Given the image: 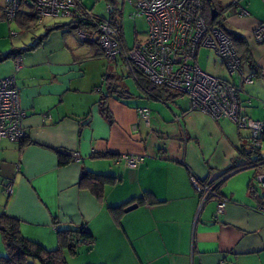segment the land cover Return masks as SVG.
Here are the masks:
<instances>
[{"label": "crops", "instance_id": "1", "mask_svg": "<svg viewBox=\"0 0 264 264\" xmlns=\"http://www.w3.org/2000/svg\"><path fill=\"white\" fill-rule=\"evenodd\" d=\"M114 1L107 4L111 13ZM126 1L134 9L135 0ZM230 4L223 19L233 32L223 30L245 40V47L234 50L242 76H253L239 103L244 116L264 123V45L250 36L264 23V0H239L244 17ZM22 10L31 13L26 5ZM4 12L0 0V17ZM119 38L125 49L120 30ZM7 62L0 80L14 78L26 117L21 143L0 140V213L19 221L24 238L53 249L57 229L84 228L94 237L92 251L83 255L87 264H264V214L257 210L262 194L254 182L264 156L261 145L251 147L247 131L189 110L182 96L157 101L136 84L137 92H130L122 82L131 77L127 64L121 76L116 65L107 64L105 72L100 48L81 42L76 31L54 30L40 46ZM213 64L212 73L202 71L231 85L242 79ZM110 75L129 96L109 97L106 119L98 103ZM141 109L149 111L148 125L138 115ZM74 153L78 163L71 159ZM123 156L141 162L130 168ZM87 173L112 180L96 194L89 178L81 181ZM192 179L200 185L222 180L217 193L227 203L218 218L215 201L202 205ZM7 183L9 197L3 191ZM145 193L158 204L133 202ZM133 204L138 207L123 210L119 221L109 211Z\"/></svg>", "mask_w": 264, "mask_h": 264}, {"label": "built area", "instance_id": "2", "mask_svg": "<svg viewBox=\"0 0 264 264\" xmlns=\"http://www.w3.org/2000/svg\"><path fill=\"white\" fill-rule=\"evenodd\" d=\"M85 0H23L30 5L31 13L38 24L47 17L63 18L69 22L87 24L76 31L81 42H96L103 58L114 63L119 57L142 72L152 84L165 87L185 97L189 110L203 113L215 121L226 120L239 130L247 131L250 144L258 149L264 142V123L244 116L239 103L244 85L253 83V76L243 77L241 62L230 37L221 29H209L204 18L202 0H135L130 19L142 18L147 26L144 40L135 42L131 50L125 51L120 43L119 27L108 16L103 19L85 8ZM239 0H231L230 6L237 9L239 17L247 16L238 7ZM22 0H4V15L8 22L16 16ZM108 15L111 7L106 6ZM14 34H12L13 36ZM251 38L255 44L264 45V23L252 28ZM199 48L211 49L219 58L227 73L242 78L235 85L228 84L204 73L196 62ZM20 65V59H17ZM138 115L149 124V111L141 109ZM26 114L20 107L19 92L14 78L0 80V140L19 143L24 139L22 121ZM130 168L137 167L139 157H121ZM79 162L77 154H71ZM255 177V184L262 194L257 210L264 214V161ZM222 180L209 185H200L194 179L192 185L201 204L208 200L216 203L215 217L218 218L227 203L218 193ZM9 185L5 193L10 196Z\"/></svg>", "mask_w": 264, "mask_h": 264}, {"label": "trees", "instance_id": "3", "mask_svg": "<svg viewBox=\"0 0 264 264\" xmlns=\"http://www.w3.org/2000/svg\"><path fill=\"white\" fill-rule=\"evenodd\" d=\"M108 1L111 2L112 3L111 5L113 6V0H108ZM25 5L31 8L28 3L24 2V5L21 4V9L18 10L13 20L23 31L32 29L31 27L33 26V24H36V19L34 18L32 13L23 12L22 9L24 8ZM202 7H203L204 18L206 20L209 29L212 28L213 24L215 23L217 24L218 18L223 19L224 14L227 12L229 8V7L228 8L225 7L223 9H220L217 6L216 0H202ZM211 10L216 11V17L214 20H211L209 16V11ZM120 16H121L120 11L116 7H114L112 9L110 19L118 25L119 30H120V25L118 19L120 18ZM3 18L6 22H8L5 16ZM100 18L103 19L104 17H100ZM84 24L85 23L80 25L76 22H69L66 24H55L54 26L47 28L45 34L40 36L33 45L26 46L22 49H14L7 54L0 55V63H4L5 61L10 59H16L25 52L34 50L36 47L40 46L43 39L46 38V36L54 30L65 29L70 31H77L82 28L86 29L85 25L87 24L85 25ZM219 25L222 26L221 24ZM221 30L230 37L233 47L235 45L245 47L246 45L245 40H243L240 37L229 34L225 30H223V28ZM87 43L98 46L95 41L87 42ZM126 64L129 68V75L131 76V78L134 79L136 86L141 91L151 96L155 100L157 101L170 100V97H173L174 94L175 96L181 97V95L165 87H159L152 84V82L149 80L148 77H146V75H144L142 72L137 70L134 66L130 65L129 63ZM112 77L113 76L110 75L108 79L105 80L106 82H108V90L106 92V95H104L98 103L99 111L101 115L106 119H110V114L108 112L107 107L105 106V101L109 97L115 98L116 100H121L123 97H125V95L127 97L129 96L124 85H122L123 81L122 82L119 81L118 78L112 79ZM59 164L61 166L66 164V160L64 161L60 160ZM87 179L88 181L93 182V189H94L93 191L96 192V194L101 191L102 186L105 183H107L108 180L110 181L112 180L111 178L105 176H98L87 173L82 176L81 181H85ZM211 183H207L206 185H209ZM9 185L10 183L6 184L3 190L4 193ZM133 202H136L139 206L142 205L152 206L158 204V202L153 198V196L148 193H145L141 197L134 199ZM123 210H124L123 206L113 207L109 209L114 220L116 221H119L120 215ZM52 222L54 225H56L55 219ZM19 224L20 223L18 220L9 217L5 213H0V235L5 249V256L0 257V264H28L29 261L36 262L38 264H67L66 257L69 256L71 258H75L78 255V250L80 247H86V250L90 252L92 251L94 246V237L92 236L91 233L85 231L84 228L78 229V228L68 227L66 229L59 228L55 231L56 247L53 249H47L38 242H34L24 238L20 233Z\"/></svg>", "mask_w": 264, "mask_h": 264}, {"label": "rangeland", "instance_id": "4", "mask_svg": "<svg viewBox=\"0 0 264 264\" xmlns=\"http://www.w3.org/2000/svg\"><path fill=\"white\" fill-rule=\"evenodd\" d=\"M217 6L220 9L225 8L229 3H231V0H216ZM112 4L108 0H85L84 6L88 9H91L93 14L99 16V17H107L108 13L106 10L107 4ZM116 8H119L118 10L121 13V17L118 19L119 25H120V37L122 39V44L126 46L125 51L131 50L133 48V45L135 42H140L141 40H144L147 33V26L142 18H137L135 21H132L130 19V15L133 13L134 9L126 0H115L114 1ZM122 3H124L122 5ZM210 16V15H209ZM43 25L33 24L30 30H21L16 23H8L4 20V18L0 17V55L7 54L11 50H14L16 48L20 49L24 46H30L33 45L37 39L42 36L45 33V30L48 27L54 26L55 24H63L68 23L69 20L63 19V18H52L47 17L45 20H43ZM221 24L222 26H220ZM213 29H227L229 32H233V30L230 28L228 23L225 21V19L218 18L217 24L212 25ZM211 28V29H212ZM17 34L15 37L11 35V33ZM216 60L217 65L219 67H223V71H225L226 74L227 71L225 70L224 66H221L220 60L216 57L215 53L213 51L207 50L206 48L200 49L197 57V63L199 67H201V70L212 73L213 69L215 68L213 62ZM103 61L106 62V67L104 68V71L107 72V64L109 66L114 67L116 65L118 75H122L120 72L126 71V66L124 65L125 62L122 60L121 57H119L116 60V64H109L108 61L103 58ZM7 63H0V76L7 70L8 67ZM128 70V69H127ZM123 82L128 84V88L130 92L136 93V86L131 77H126L123 79ZM184 99H186L184 97ZM187 100V99H186ZM260 153L262 156H264V142L261 143V149ZM0 249H4L2 238L0 235ZM89 254V252L86 250V247H80L78 250V255L76 258H71L69 256L66 257L67 264H87L86 263V257L83 255ZM5 256V253L4 255ZM2 257V256H0ZM113 260L110 261V264H113ZM28 264H38L36 262L29 261Z\"/></svg>", "mask_w": 264, "mask_h": 264}, {"label": "water", "instance_id": "5", "mask_svg": "<svg viewBox=\"0 0 264 264\" xmlns=\"http://www.w3.org/2000/svg\"><path fill=\"white\" fill-rule=\"evenodd\" d=\"M226 8H227V7H226ZM209 15H210V19H211V20H214L215 17H216V11H215V10H211V11H209ZM137 207H138L137 204L130 205V206H128L127 208L124 209V213H128V212H130V211H132V210H135Z\"/></svg>", "mask_w": 264, "mask_h": 264}]
</instances>
